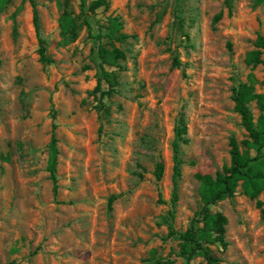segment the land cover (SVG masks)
Listing matches in <instances>:
<instances>
[{"label": "rangeland", "instance_id": "rangeland-1", "mask_svg": "<svg viewBox=\"0 0 264 264\" xmlns=\"http://www.w3.org/2000/svg\"><path fill=\"white\" fill-rule=\"evenodd\" d=\"M35 1L51 62L39 60L30 1L0 10V264H206L168 235L174 126L184 119L173 224L185 231L202 206L195 174L213 176L230 163L229 138L243 150L249 137L234 88L251 75L264 95L263 64L245 60L264 35V1L232 0L231 13L225 0H107L93 12L92 0ZM113 18L123 40L108 35ZM99 47L125 57L102 63ZM248 107L254 121L264 114L257 99ZM257 200L238 185L210 205L227 220V246L208 245L217 264H264Z\"/></svg>", "mask_w": 264, "mask_h": 264}, {"label": "trees", "instance_id": "trees-1", "mask_svg": "<svg viewBox=\"0 0 264 264\" xmlns=\"http://www.w3.org/2000/svg\"><path fill=\"white\" fill-rule=\"evenodd\" d=\"M32 5L33 25L38 37L40 59L43 62H51L50 58L45 55V42L39 35V17L35 0H29ZM256 2L264 0H255ZM231 13L232 0H225ZM4 0H0V10L2 9ZM107 0H92L87 6V10L93 12L101 6H105ZM85 5L84 0L81 1L82 9ZM222 17V11L214 15L213 22H217ZM113 30H111L109 37L116 40H123L126 37L124 33L114 34L113 31L119 30L121 22L117 18H113ZM64 34H70L72 38L76 36L75 30L77 26L72 18L64 14L62 23L60 24ZM264 51V35L258 34L254 42V48L249 50L246 54L245 60L251 66L262 63L264 66V59L262 53ZM98 55L102 63H112L117 59H123L125 54L118 48L112 50H105L102 47L98 49ZM178 62L177 60H175ZM104 75H107L104 72ZM251 75L249 76V83L240 82L233 90V108L241 119V124L247 130L249 137L243 140L245 148L240 149L234 136L228 140L230 163L222 166L221 170L216 171L212 176L208 173H196L195 177L199 181V196L202 201L201 209L197 219H193L185 231H178L174 228V205L177 199V178L180 172V164L182 160L179 156L180 142L184 141L183 137L186 133V125L184 119L179 117L174 126V135L172 138V150L174 154L173 172L171 175L173 192H172V208L168 212V235L180 240L178 254L183 256L188 262L193 256L201 255L206 264H217L218 258L214 256L208 247L209 244H217L221 249L227 246L225 240V225L227 223L226 217L221 212H211L210 205L218 200H223L227 197H232L236 191V187L240 185L243 193L250 198H256L260 193L264 194V114H260L256 121H254L252 113L248 107L249 101L257 99V103L262 111H264V95L254 91ZM53 117V116H52ZM55 128V124H52ZM51 132V139L49 143V157L46 170L49 172V177L53 182L54 189L57 187V177L55 169L57 164L58 149L56 146V137ZM164 169L163 163L158 162L154 171L156 179H160ZM114 196L108 199V205L112 203ZM260 210V218L264 223V200L256 201ZM198 222H202L198 226ZM172 264L171 261L168 262Z\"/></svg>", "mask_w": 264, "mask_h": 264}]
</instances>
